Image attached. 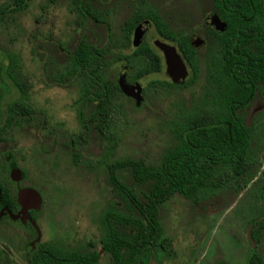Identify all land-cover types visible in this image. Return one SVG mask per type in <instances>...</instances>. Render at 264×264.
Returning a JSON list of instances; mask_svg holds the SVG:
<instances>
[{"label": "rangeland", "instance_id": "1", "mask_svg": "<svg viewBox=\"0 0 264 264\" xmlns=\"http://www.w3.org/2000/svg\"><path fill=\"white\" fill-rule=\"evenodd\" d=\"M150 1L175 30L187 21L205 19L212 9L211 0ZM73 6L72 0H30L25 8L16 10L12 0H0L1 105L6 110L19 96V90L1 67L13 55L19 58L29 80L31 103L36 111L31 120L23 118L13 125L6 140L0 142V173L15 194L20 195L27 188L41 193L43 205L37 211L42 240L72 246L94 242L100 248L101 218L113 206H117L118 212L128 213L110 182L108 164L124 159L158 162L174 143L173 127L183 115L182 96L176 88L150 89L144 102L137 105L119 95L114 104L119 113L111 129L102 137L91 134L77 149H70V139L85 132L78 118L80 85L58 83L56 75L63 70L68 52L82 38L111 47L121 41L125 22L133 12L129 0H96L94 7L104 13L105 20L97 22L91 18L84 20ZM157 36L152 28L147 39L152 42ZM108 60L112 64L106 71L107 77L116 81L123 62H115L113 55ZM165 78L163 69L141 81L149 85L155 79ZM117 174L133 185L129 170H119ZM219 184L201 191L198 202L177 193L160 206L163 239L172 245L167 250L176 249L163 259H206L218 239L249 245L247 227L255 215L249 213L243 197L235 201L239 192L233 178ZM254 187L255 184L248 185L240 193L248 197L246 202L252 201ZM29 234L36 235L19 222L0 223V244H25ZM99 264L115 263L102 250Z\"/></svg>", "mask_w": 264, "mask_h": 264}, {"label": "trees", "instance_id": "2", "mask_svg": "<svg viewBox=\"0 0 264 264\" xmlns=\"http://www.w3.org/2000/svg\"><path fill=\"white\" fill-rule=\"evenodd\" d=\"M30 0H12L14 9L25 8ZM96 0H72L73 7L85 19L102 22L99 9L94 7ZM215 12L226 22L224 31H219L220 45L219 66L221 83L225 90L222 93L224 104L219 108H207L202 116L198 112L185 118L182 115L173 127L174 143L162 154L156 163L144 160L124 159L108 164L110 182L116 194L124 202L128 213L118 212L113 206L101 218L103 236L100 243L118 263L137 258V244H149L150 237L157 242L162 234L160 206L179 193L198 202L201 191L220 186L228 177L249 178L253 172L240 169L249 147L250 127L243 123L238 111L251 98L257 78L255 69L260 67V46L264 35V0H211ZM127 21L126 40L135 25L141 19L152 18L159 32L179 44L184 36L174 33L168 23L163 21L156 11L146 12L138 9ZM147 45L136 49L140 54L138 63L129 60V70H133V79L158 72L163 67L162 57L148 50ZM105 49L82 38L75 49L67 54L63 70L56 75L61 84H71L74 78L81 80L83 92L91 93V86L98 85L96 93L106 102L99 107L102 115L101 132L104 127L109 131L114 123L111 116V101L122 90L117 81L107 77V70L112 64L105 58ZM136 52V53H137ZM142 55V54H144ZM118 60H115V62ZM5 68L19 96L12 100L3 110L0 96V142L6 140L11 127L20 123L23 118L31 120L36 111L31 103L30 83L25 77L17 56H9ZM156 88L172 85V82L155 80ZM94 98V97H89ZM234 99L236 119L233 121L228 101ZM202 118L200 119V117ZM83 127L89 125L81 123ZM82 141V138L76 141ZM76 145V144H75ZM77 154L75 158L77 159ZM129 170L134 180L128 185L117 174L119 170ZM231 172V173H230ZM227 177V178H226ZM0 205H8L13 211L19 207L16 194L7 184L0 181ZM255 225L259 224L253 220ZM152 232H145V230ZM43 248L33 256L34 264H98L99 250L96 243L72 246L60 241H44ZM39 253L42 255L39 256ZM1 264V263H0Z\"/></svg>", "mask_w": 264, "mask_h": 264}, {"label": "flooded vegetation", "instance_id": "3", "mask_svg": "<svg viewBox=\"0 0 264 264\" xmlns=\"http://www.w3.org/2000/svg\"><path fill=\"white\" fill-rule=\"evenodd\" d=\"M130 5L133 8V12L138 9H144L147 13L150 11H156L159 17L168 23L171 27L170 22L162 15L160 9L151 3L150 0H129ZM210 13L203 20L187 21L183 24L181 29L175 30L172 28L174 33H179L184 36L183 41L179 44L177 41L172 40L166 36H163L158 28L156 27V22L152 18H143L139 21L130 35V40H126V26L127 21L134 15L132 12L130 18L125 22L123 27L122 40L113 43L112 47L110 45H96L103 47L105 52L103 55L108 59L109 56L114 57L115 60L123 62V68L119 75L118 80H116L120 86V78L122 75L125 76L127 82L131 84L140 83L142 86V101L138 104L136 98L126 94L122 89V93H118L115 98L119 95H124L127 98L134 100L137 105H141L150 89H180L182 96V114L185 118L191 113H199L204 115L207 108H219L224 104L222 100V93L225 90L221 83V69L219 66V50L222 47L220 45V37L218 36L219 31H224L227 27L220 29L218 23H215L213 17H219L223 22H225L216 12L214 7H211ZM100 17L104 18V13L99 12ZM210 17V18H209ZM103 20L102 22H104ZM226 23V22H225ZM140 25H145V30L141 39H135L136 29ZM154 28L156 38L150 42L148 38L149 31ZM89 41L87 38H85ZM263 42L260 46V67L259 70L255 69L257 78L252 80L255 82L253 93L251 98L246 101L244 107L238 111L240 118L243 123L250 127V137H249V147L246 153V158L243 161L245 165H239L240 169L253 172V176L249 178V175H245L242 179H234V186L237 194L235 201H240L243 197V203L248 206V211L250 214L255 216L249 221L247 227V238L249 241L248 246L229 244L223 239H218L216 242V248L213 250L212 254H208L206 259H200V257L193 258V260L187 261H177L170 259H163L165 255L171 254L174 250H167L172 245L167 244L163 239L164 228L162 234L157 242H155L154 237H150L147 244H137L134 248L139 250L137 252V258L131 261H120L116 262L111 254L102 247H99V260L102 250L104 253H109L115 264H264V164L262 160L264 159V35ZM158 41L164 42L169 45H173L177 48L185 66L186 75L181 83H176L173 81L171 76L167 72L166 57L162 49L158 45ZM90 42V41H89ZM93 43V42H91ZM141 45H147L148 50H152L155 54L162 57L163 69L166 73L165 79H155L164 80L167 83H174L179 85V87H174L172 85H167V87L161 86L156 88L155 80H153L149 85H144L142 83V78L133 79V70H129V60L132 63L137 64L140 54L136 51ZM130 48V50H128ZM114 49V51H112ZM128 50V51H127ZM137 52V53H136ZM144 56V54H142ZM158 71V72H160ZM157 73V72H153ZM152 74V73H150ZM149 75V74H147ZM73 82H79L80 95L77 103L79 105L78 118L80 122H85L89 126L84 127L85 132L80 134L79 137H73L69 141V147L73 150L77 149L80 144L88 139L91 134L104 136L107 132V127H104V132H101L103 128L99 124L102 121V115L99 107L105 104L101 97L97 96L95 92L99 88L98 85L91 86V93L85 94L83 92V87L81 85V80L79 78H74ZM121 88V87H120ZM94 97V98H89ZM115 98L111 103V116L112 120L115 122L118 117V110L115 108ZM235 101L231 98L228 101V106L231 111V117L233 121L236 119V111L234 110ZM200 117V119L202 118ZM204 117V116H203ZM82 138V141H76ZM76 144V145H75ZM20 174V173H19ZM22 177V176H21ZM20 179V178H19ZM0 181L7 184L9 189L13 192L8 180L0 173ZM255 184L256 190L252 193V201H247L248 197L242 196L240 193H244L248 185ZM1 190V188H0ZM14 193V192H13ZM15 194V193H14ZM19 207L16 210L10 209L6 204L0 205V223L6 222L7 220L19 222L28 228L35 231L36 235H30L28 241L25 244L8 245L0 244V263L1 264H34L32 262L33 256L37 254V250L43 248L42 242L49 240H42L43 232L38 221V211L34 208L28 209L30 217H24L21 212L24 209L22 203L20 202L19 194H16ZM256 196V198H255ZM233 201V203L235 202ZM237 202V203H238ZM43 205V204H42ZM252 212V213H251ZM12 214L20 215L18 218H13ZM253 220H257L259 224L255 225ZM39 227L41 234L39 233ZM145 232H152L151 230H145ZM101 240V239H100ZM71 248V244H67ZM88 245V244H87ZM97 246V245H96ZM245 248V249H244ZM177 252V251H176ZM42 254L39 253V256ZM197 256V255H196ZM161 257V259H156ZM99 264V262H98Z\"/></svg>", "mask_w": 264, "mask_h": 264}, {"label": "water", "instance_id": "4", "mask_svg": "<svg viewBox=\"0 0 264 264\" xmlns=\"http://www.w3.org/2000/svg\"><path fill=\"white\" fill-rule=\"evenodd\" d=\"M213 20L215 23H218L220 29H223L226 26V23L223 22L219 17H213ZM145 28H146L145 25H140L136 29V33H135L136 42L137 40L141 39ZM157 43L165 54L168 74L171 76L174 82L181 83L186 75L187 70L180 54L177 51V48L173 45H169L161 41H158ZM119 83L121 89L126 94L136 98L138 104L141 103L143 96H142V86L140 83L131 84L127 82L124 75L121 76ZM21 176H22L21 174H18L17 178L19 179ZM19 196H20V202L24 207V209L21 212V214L24 217H30L28 213V209L34 208L38 210L43 202L41 193L34 188H27L21 191ZM12 216L13 218L20 217V215H14V214H12ZM37 228L39 229L38 226ZM39 233L41 234L40 229H39Z\"/></svg>", "mask_w": 264, "mask_h": 264}]
</instances>
